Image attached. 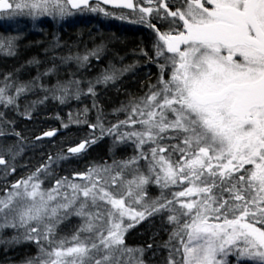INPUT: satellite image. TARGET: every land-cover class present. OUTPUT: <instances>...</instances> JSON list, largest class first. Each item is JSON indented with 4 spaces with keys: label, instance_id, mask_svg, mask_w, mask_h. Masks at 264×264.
<instances>
[{
    "label": "snow or ice",
    "instance_id": "6c2138e0",
    "mask_svg": "<svg viewBox=\"0 0 264 264\" xmlns=\"http://www.w3.org/2000/svg\"><path fill=\"white\" fill-rule=\"evenodd\" d=\"M90 16L149 29L152 51L140 54L159 69L156 82L122 105L126 119L110 127L100 109L96 123L87 119V107L83 120L69 113L62 126L87 124L94 138L70 143L0 186V233L11 231L8 243L35 246L24 264H153L149 252L159 256L155 264H264V0H0L7 21L51 17L75 26L90 23ZM18 39L0 37V52L15 55ZM103 51L100 44L59 59L87 69ZM28 63L37 65L30 79L0 75V107L29 120L50 99L64 104L90 96L97 108V86L115 84L134 67L110 65L85 81L75 72L61 79L55 63L43 72L39 60ZM29 95L37 99L21 111ZM6 117L0 113V123L14 125ZM97 129L100 137H114V145H133L134 154L59 176L54 165L83 154L100 138ZM10 134L16 143H0L6 181L25 150L23 134L14 128ZM8 135L0 128V137ZM56 135L49 130L36 140ZM152 184L161 189L155 198ZM73 216L79 224L61 235L60 225ZM137 224L157 229L146 246L127 242Z\"/></svg>",
    "mask_w": 264,
    "mask_h": 264
},
{
    "label": "trees",
    "instance_id": "16d2710c",
    "mask_svg": "<svg viewBox=\"0 0 264 264\" xmlns=\"http://www.w3.org/2000/svg\"><path fill=\"white\" fill-rule=\"evenodd\" d=\"M90 23L69 26L65 22L52 20V18L42 19L44 22L32 21L26 17L18 18V22L2 20L0 22V37L17 36V48L15 55H6L0 52V75L11 72L14 76H19L22 80L30 79L37 74V65L29 64L35 58L41 63L39 71L43 72L55 63L58 66L61 79L69 78L70 73H77V78L83 77L85 81L95 80V78L110 65L117 68L133 65V69L124 73L115 84L107 86L98 85L96 98L97 108L93 107V99L90 96H82L79 100L70 98L66 103L60 104L55 100H48L44 104H37L32 113V119H26L11 109L0 107V113L7 112V120H14L11 123H0V128L9 133L7 138L0 137V143H16V137L10 133L13 128L16 132H21L24 137L25 150L17 157V171L10 175L7 181L3 173H0V186L5 183L15 182L26 176L42 163L47 162L48 156H56L63 149L65 152L69 144L80 142L85 137L94 138L92 129L87 124L69 125L64 128L63 123H69V113L73 118L80 113V119H84L83 109L87 107V119L90 123H96L98 109L102 111L101 120L105 127H110L119 120L126 119V113L120 111L122 105L128 104L130 98L141 97L148 91V85L156 82L159 69L154 63H149L147 57L140 54V49L152 51L153 33L141 26L131 24L126 26V22L113 21L104 17L90 16ZM91 33V35H89ZM58 47H53L56 41ZM104 45L101 59H91V64L87 69L78 68L73 62L71 65L63 64L59 57L67 56L79 52L83 54L85 49L95 48L97 45ZM56 58L55 61L53 58ZM47 81L48 78L46 77ZM56 76L51 77V82L55 83ZM41 95H43L41 93ZM37 99L34 95H29L27 99L20 101L21 111L26 103ZM59 117V119L57 118ZM56 130L57 135L51 138H44L37 141L36 136H42L45 131ZM95 137H100V131H95ZM134 154V146L128 144H115L114 137L107 134L96 140V143L87 147L86 151L79 157L73 158L71 163L58 162L54 165L59 176L68 175L71 177L73 170L84 171L87 167L107 162L112 163L113 158L125 159ZM54 183V181H51ZM153 189V188H152ZM156 196L159 189L155 188ZM170 195V193H169ZM159 225V220L156 221ZM139 230H143V227ZM128 236L127 241L132 240V244L146 246L147 242H152L151 237L154 231ZM140 231V232H141ZM11 232L0 234V264H24L29 256L36 253L35 246L31 243H8ZM160 236L167 240V233L161 232ZM160 242V237L156 240ZM151 256L152 253H147ZM159 260V256L155 261Z\"/></svg>",
    "mask_w": 264,
    "mask_h": 264
},
{
    "label": "rangeland",
    "instance_id": "374dc122",
    "mask_svg": "<svg viewBox=\"0 0 264 264\" xmlns=\"http://www.w3.org/2000/svg\"><path fill=\"white\" fill-rule=\"evenodd\" d=\"M127 11V10H126ZM45 18H51V17H43V18H41V20L42 19H45ZM2 20H3V18H0V22H2ZM37 21H40V20H37ZM37 21H35V22H37ZM126 24V26H131V24H128V23H125ZM54 184V183H53ZM157 189L158 187L155 185V184H152V185H150L149 186V196L150 197H152V198H155V197H157V196H159L160 194H161V189L160 188H158L160 191H159V195H157L156 196V192L155 191H153V189ZM79 224V220H78V218H76V217H70L69 219H67V220H65L61 225H60V234L61 235H71L72 234V232L75 230V228L77 227V225ZM141 226L143 227V230L141 231V230H139L140 228H141ZM149 225H141V224H137L133 229H130L129 230V234H128V236H131V235H133V234H135L136 235V237H138V236H140V234L142 235V234H144L145 232H148L149 230ZM141 231V232H140ZM9 232H11V231H9ZM1 234V233H0ZM12 236V235H11ZM10 236V237H11ZM128 236H127V238H128ZM128 242V244H129V246H132V247H138L137 245H135V244H132V240L129 242V241H127ZM36 254V253H35ZM146 257L148 258V259H150V260H152V261H154L155 260V258H153L152 257V255L151 256H148L147 254H146Z\"/></svg>",
    "mask_w": 264,
    "mask_h": 264
},
{
    "label": "flooded vegetation",
    "instance_id": "af4514ba",
    "mask_svg": "<svg viewBox=\"0 0 264 264\" xmlns=\"http://www.w3.org/2000/svg\"><path fill=\"white\" fill-rule=\"evenodd\" d=\"M170 2L173 4H179L182 0H170Z\"/></svg>",
    "mask_w": 264,
    "mask_h": 264
}]
</instances>
